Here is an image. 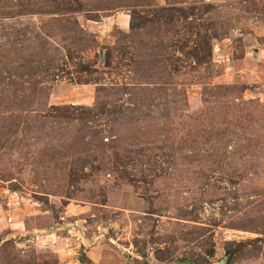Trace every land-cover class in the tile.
<instances>
[{
  "label": "rangeland",
  "instance_id": "obj_1",
  "mask_svg": "<svg viewBox=\"0 0 264 264\" xmlns=\"http://www.w3.org/2000/svg\"><path fill=\"white\" fill-rule=\"evenodd\" d=\"M66 1L0 0V264H264V0Z\"/></svg>",
  "mask_w": 264,
  "mask_h": 264
},
{
  "label": "trees",
  "instance_id": "obj_2",
  "mask_svg": "<svg viewBox=\"0 0 264 264\" xmlns=\"http://www.w3.org/2000/svg\"><path fill=\"white\" fill-rule=\"evenodd\" d=\"M69 1L67 0L66 2H64L65 5H66V7L64 5H62V7H61V9H59V11L62 10L63 12H66V13L72 12L71 7L69 5ZM72 1H74V3L77 2L75 0H72ZM118 1L119 0H115V2H118ZM111 3H114V0L109 1V3H107V4H102V2H101V3H99L97 5V7L99 9H105V8H108ZM116 4H118V3H114L115 6H116ZM158 19H160V17ZM152 24H154V21H152ZM131 28L133 29L132 33H134V31H137V30H134L135 27H134L133 24H132V27ZM64 29H65V26L62 27V30L63 31H64ZM77 30H78V28H77ZM153 30L157 32L155 25H153ZM149 32L153 34L152 29H149ZM74 33H75L74 29L71 30V31L68 30L67 31V34H68L67 36L69 38L71 37V39H72L71 42H73V44H75L76 46H82L83 43L86 42L85 39H84V37L83 36H77ZM145 35H147V33H145ZM148 45H150L152 48H155V46H157L153 42H151L150 38H148V39H146V41H144V47L145 46H148ZM153 55H155V54H153ZM18 121H19V119H16V120H13L11 122V124L13 125V127H17L18 126V124H17ZM229 123L231 124V122H229ZM234 124L235 123H232L231 124L232 127H233ZM26 126H28V125L26 124ZM229 128L230 127L228 125H226L225 130L228 132ZM95 135L96 134H94V136ZM106 146H107V144H105L102 141V138H100L99 140H95L93 138L91 141H87V142H84L83 139H82L80 142H78V143L76 142L73 145L64 146V149L63 150H61V149H55L54 148L56 150L55 151L53 149V147L46 149L47 151L44 150L42 152L43 153V157L40 158V159H38L37 160V163L40 165L42 162H46L48 166L52 164L54 166V168H55L56 164L59 163V160H61L63 157H67L69 155H75V154H78V153H80L79 155L81 156L82 153H87L89 151H93V153L95 154L97 152H101V151L105 150L106 149L105 148ZM113 146L115 147V145H112V147ZM66 163L67 162L63 163L65 165H61L62 168L60 167L61 172H63V173H68V170H66ZM63 170H65V171H63ZM0 252H1V254H3L4 253V250L1 251V249H0ZM7 254L8 255H6V257H5L6 259H4V260L5 261L6 260H9L10 261L9 262L10 264H22V263H24V264H34V263L29 262V261L26 262L24 260L18 261V257L15 254H12V255H10L11 253H7Z\"/></svg>",
  "mask_w": 264,
  "mask_h": 264
}]
</instances>
